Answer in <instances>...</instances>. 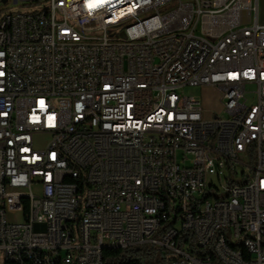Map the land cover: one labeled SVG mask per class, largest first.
<instances>
[{
    "label": "built area",
    "instance_id": "obj_1",
    "mask_svg": "<svg viewBox=\"0 0 264 264\" xmlns=\"http://www.w3.org/2000/svg\"><path fill=\"white\" fill-rule=\"evenodd\" d=\"M258 19L257 0H0L4 261L102 264L123 241L264 264ZM197 86L221 102L208 121L177 93Z\"/></svg>",
    "mask_w": 264,
    "mask_h": 264
},
{
    "label": "rangeland",
    "instance_id": "obj_2",
    "mask_svg": "<svg viewBox=\"0 0 264 264\" xmlns=\"http://www.w3.org/2000/svg\"><path fill=\"white\" fill-rule=\"evenodd\" d=\"M258 13H259V23L264 24V0H257ZM18 9H14L13 11H17ZM248 90H253V87H248ZM177 93L182 97H190L199 102L201 107V116L204 121L210 120L213 116H216L220 113L221 110V102L218 96V93L212 89L211 87H184L178 89ZM248 103L254 101V95L252 93L247 94ZM19 214H23V208L21 204H18ZM147 247H153L155 249L154 253L151 254V259H167L170 255H163L159 253V248L156 246L146 245ZM143 248V246H140ZM146 259V260H147ZM4 258L2 253L0 252V264H3Z\"/></svg>",
    "mask_w": 264,
    "mask_h": 264
},
{
    "label": "trees",
    "instance_id": "obj_3",
    "mask_svg": "<svg viewBox=\"0 0 264 264\" xmlns=\"http://www.w3.org/2000/svg\"><path fill=\"white\" fill-rule=\"evenodd\" d=\"M23 208V214H26L27 207L25 204H21ZM185 238V235H182ZM185 241V239H184ZM155 249L153 247H147L143 245L141 247H131L126 249H113L104 250L102 253V264H168L172 259L170 256L167 259H151V254H153ZM159 253L163 255H169L168 252L158 250ZM147 259V260H146ZM3 264H16L10 261H4Z\"/></svg>",
    "mask_w": 264,
    "mask_h": 264
},
{
    "label": "bare ground",
    "instance_id": "obj_4",
    "mask_svg": "<svg viewBox=\"0 0 264 264\" xmlns=\"http://www.w3.org/2000/svg\"><path fill=\"white\" fill-rule=\"evenodd\" d=\"M27 214V212H26ZM245 246H259V238H236V240L231 241V248L241 249ZM127 245L123 241H115V244H104L97 246V257H102L104 250H113V249H126ZM260 248H264V241H260ZM255 256V247H248L246 249V257ZM236 259H245L244 250H236Z\"/></svg>",
    "mask_w": 264,
    "mask_h": 264
}]
</instances>
